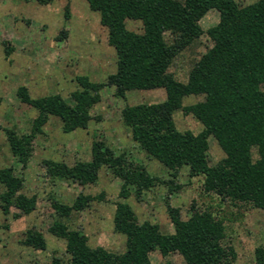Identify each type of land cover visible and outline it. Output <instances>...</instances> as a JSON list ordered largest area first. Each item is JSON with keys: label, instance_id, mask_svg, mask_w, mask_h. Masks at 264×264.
I'll return each instance as SVG.
<instances>
[{"label": "trees", "instance_id": "16d2710c", "mask_svg": "<svg viewBox=\"0 0 264 264\" xmlns=\"http://www.w3.org/2000/svg\"><path fill=\"white\" fill-rule=\"evenodd\" d=\"M37 1L43 4L49 0ZM86 1L106 29L107 43L114 49L115 70L103 82L76 76L78 88L69 94L72 103L58 93L31 97L25 86L16 88L19 101L36 111L28 133L17 135L3 128L10 153L21 167L30 156L31 140L41 132L49 116L60 119L63 132L86 128L91 119L90 108L100 100L103 87H113L114 95L120 98L129 90L163 88L165 99L160 104L138 103L121 108L120 116L130 129L131 139L173 178L179 168L187 165L203 175L205 191L248 202L264 211V93L260 90L264 83V0L246 5L235 0ZM210 9L218 12V22L206 30L212 46L193 63L186 80L179 81L168 67L174 56L202 33L199 20ZM126 19L140 20L142 31L127 29ZM165 32L172 36L170 43L164 38ZM187 95H202L203 99L183 105L182 98ZM177 110L191 114L202 129L197 133L178 131L172 121ZM208 136L224 154L212 167L207 161ZM43 163L52 177L79 183L93 181L98 169L105 167L121 180L118 195L124 199L130 189L138 199L156 182L141 164L115 153L102 140L91 142L88 161H77L71 166L51 160ZM169 183V190L176 189L171 186L172 181ZM0 185L3 214L11 207L21 214L35 208L36 196L21 191L22 178L12 167H0ZM94 198L80 193L70 206L53 202L52 207L61 216L69 209H84ZM165 208L173 227L170 234L161 233L157 225L140 224L126 202H116L113 230L125 236V248L120 253L84 245L80 231L67 229L57 219L48 231L66 240L69 256L64 260L53 256L49 264H151L149 253L153 250L162 256L176 252L184 264H232L235 251L224 243L221 220L208 211L195 209L182 219L177 207L166 202ZM23 244L45 248L41 233L34 229L26 231ZM254 264H264V247L254 249Z\"/></svg>", "mask_w": 264, "mask_h": 264}, {"label": "rangeland", "instance_id": "374dc122", "mask_svg": "<svg viewBox=\"0 0 264 264\" xmlns=\"http://www.w3.org/2000/svg\"><path fill=\"white\" fill-rule=\"evenodd\" d=\"M254 1L235 0L239 5ZM13 2L15 8L9 14H0V167L10 166L21 176V191L26 195L34 194L36 204L28 214H21L13 207L6 214L0 210V264H49L53 256L67 258L66 240L48 231L57 219L67 229L80 231L84 245L123 252L125 236L115 232L112 223L116 202H126L140 224L157 225L163 234L173 232L166 202L178 208L182 219L189 216L191 209L208 211L222 221L224 243L235 251L232 264H254V249L264 247V211L248 202L232 201L205 191L203 175L194 173L187 165L179 168L173 178L162 164L131 139L129 127L122 122L120 111L124 105L160 104L165 99L163 88L129 90L120 98L114 95L113 87H103L100 100L90 108L91 119L86 128L63 132L60 119L49 116L41 132L31 140L30 156L26 165L21 167L10 153L3 128L11 129L17 135L28 133L36 111L19 101L16 88L25 86L31 97L58 93L66 102L72 103L69 94L78 88L74 78L84 75L91 81L103 82L115 70V54L107 43L106 29L100 25L98 13L88 7L86 0H49L43 4L37 0ZM217 22L218 12L214 9L200 18L202 33L179 51L168 67L175 79L185 81L193 63L212 46L206 30ZM125 26L137 33L142 31L140 20L126 19ZM164 38L168 43L172 41L168 32L164 33ZM29 39L26 44L22 42ZM20 46L32 51L35 59L32 63H22L21 66L15 63V57L9 58L8 49L18 51ZM8 64L11 65L10 74H17L16 77L9 76ZM4 74L12 79L10 84L2 78ZM22 79L25 83H20ZM260 90L264 93V83ZM202 99V95H187L182 98V104ZM172 121L178 131L197 133L202 129L200 122L181 110L173 112ZM93 140H102L115 153H122L128 160L141 164L150 176L156 178L155 185L143 191L138 199L130 189V195L124 199L118 195L121 180L105 167L98 169L93 181L81 183L48 174L43 163L45 160L67 166L88 161ZM207 142V161L212 167L224 154L212 136H208ZM252 157L256 158L254 148ZM170 181L176 189L169 190ZM80 193L95 198L84 209H69L61 216L53 209V202L70 206ZM30 229L41 233L45 242L43 250L23 244L25 233ZM149 260L151 264L166 261L184 264L176 252L162 256L158 250H153L149 253Z\"/></svg>", "mask_w": 264, "mask_h": 264}, {"label": "crops", "instance_id": "0c3cea01", "mask_svg": "<svg viewBox=\"0 0 264 264\" xmlns=\"http://www.w3.org/2000/svg\"><path fill=\"white\" fill-rule=\"evenodd\" d=\"M15 8V2H13V0H0V14H3L4 12H7L8 14L10 13V11L12 10V9H14ZM7 14V15H8ZM26 39H27V37H26ZM28 41H30V39L29 40H26V42H24V41H22L23 43H28ZM19 49L20 50H16V49H8V53H9V58H11V57H15V63H18V64H20L21 66H22V63H24V65L26 64V63H32V60L34 59V54L32 53V51H29V50H26V48H25V46H20L19 47ZM32 50V49H31ZM35 60V59H34ZM18 66L19 65H17V67H15L16 69L18 68ZM11 69V65H7V71H8V73L10 74V73H12L11 71L12 70H10ZM27 70H28V67H27ZM30 70V69H29ZM28 70V71H29ZM8 74V75H9ZM17 75V74H16ZM16 75L15 74H10L9 76H14V77H16ZM13 77V78H14ZM2 78L4 79V80H7V82L10 84V82H11V78L9 77L8 78V76L7 75H2ZM20 83H25L24 82V80L22 79L21 81H20Z\"/></svg>", "mask_w": 264, "mask_h": 264}]
</instances>
